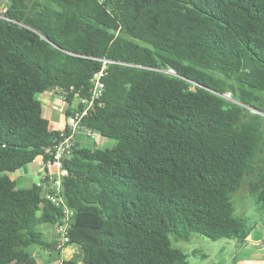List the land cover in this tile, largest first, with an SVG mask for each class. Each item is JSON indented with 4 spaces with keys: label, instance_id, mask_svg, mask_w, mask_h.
<instances>
[{
    "label": "trees",
    "instance_id": "obj_1",
    "mask_svg": "<svg viewBox=\"0 0 264 264\" xmlns=\"http://www.w3.org/2000/svg\"><path fill=\"white\" fill-rule=\"evenodd\" d=\"M0 264H37V229L63 215L9 176L60 141L37 94L87 98L96 58L117 61L79 130L62 194L71 258L58 264H190L193 233L243 240V188L264 207V0H0ZM173 70L168 73L165 70ZM226 94L229 96L227 97ZM65 132H68L65 129ZM57 255H59V251Z\"/></svg>",
    "mask_w": 264,
    "mask_h": 264
},
{
    "label": "built area",
    "instance_id": "obj_2",
    "mask_svg": "<svg viewBox=\"0 0 264 264\" xmlns=\"http://www.w3.org/2000/svg\"><path fill=\"white\" fill-rule=\"evenodd\" d=\"M0 11H4L1 7ZM100 61V68L91 78V92L87 98H81L78 95L77 103L72 106L73 110L67 114L68 102L64 93H59L60 103L52 105L55 111L63 112L66 115L65 122L59 130L61 139L51 147L45 149L46 157L33 160L37 161L41 168V175L35 182L42 190V197L49 201L54 206L58 207L62 212L60 219L54 224L55 227V250H64L65 248L75 250L74 246L69 243L68 229L70 227L72 210L67 206L62 194V182L68 171L64 168V160L67 159L73 149L76 134L80 131L79 124L83 117H85L89 110L93 108L94 104L101 98L104 82L103 77L107 73V67L110 64H117L119 62L110 60L105 57L96 58ZM168 73H174L173 70H165ZM228 97L229 95L226 94ZM67 129L68 132H65ZM86 136L93 137V133L84 128Z\"/></svg>",
    "mask_w": 264,
    "mask_h": 264
},
{
    "label": "crops",
    "instance_id": "obj_3",
    "mask_svg": "<svg viewBox=\"0 0 264 264\" xmlns=\"http://www.w3.org/2000/svg\"><path fill=\"white\" fill-rule=\"evenodd\" d=\"M57 97L59 99V93L57 91H52L42 100H44L43 102L47 107L46 118L49 121V128L59 131L65 122L66 115L63 112L61 113L52 109V105L57 104L55 103L57 101ZM39 100L42 101L41 98ZM76 103L77 98L75 97L72 101V106ZM88 137L91 136H86L85 133L80 130L76 134L75 140L82 145L88 146ZM94 146H96L95 141L92 142V147ZM28 164L15 171L16 176L12 179L15 181L16 186L17 184H22L25 185L24 188H29L41 175V168L38 166L37 161L30 162V164H32L30 167ZM243 199H241L240 202V206L242 207L240 214H244L247 210V205L243 203ZM248 214L249 215H246L249 218L250 226L248 235L243 240L224 239L220 248V250H225L230 246L233 250H235L231 255L230 264H264V207H253L252 211H249ZM54 239L52 242H54ZM69 250L73 254L74 251L72 249ZM44 251L47 255V261L45 264H58V262L66 256L64 253H66L68 249L65 248L60 251V256L57 255V251L54 246L51 250ZM35 254L38 256L40 255L38 252Z\"/></svg>",
    "mask_w": 264,
    "mask_h": 264
},
{
    "label": "rangeland",
    "instance_id": "obj_4",
    "mask_svg": "<svg viewBox=\"0 0 264 264\" xmlns=\"http://www.w3.org/2000/svg\"><path fill=\"white\" fill-rule=\"evenodd\" d=\"M52 91H44L42 93L37 94V97L41 100L48 96ZM41 101V107H42V114L46 117L47 107L46 104ZM54 103V102H53ZM57 104L60 103V98L55 102ZM50 105V104H49ZM83 131V130H82ZM84 132V131H83ZM93 137H88L87 145L88 147H92V142L95 141L96 147L98 148H109L116 144V140L109 137H104L98 134H93ZM28 166H32V164H28ZM11 178H14L16 176V172H12L9 174ZM18 188H24L25 185L17 184ZM239 200H238V199ZM244 198V199H243ZM234 201V208L235 213H240L242 210V207L240 206L241 199H243V203L247 205V210L244 213L245 215H249V211H252L253 207H256L257 205L254 203L252 197L248 194V192L243 188H240L233 196ZM245 206V205H244ZM37 229L40 230L43 234L42 239L45 242H52L55 237V227L53 223L47 222V223H41L37 226ZM224 242V239L213 241L207 237H204L202 235L193 233L191 235V239L188 242L179 241L174 242L173 245L179 247L187 254V259L190 264H230L231 255L234 253L235 250L232 249V247H228L225 250H220L222 244ZM29 251L32 253L34 258L37 261V264H45L47 261V255L44 249L41 248L40 245H32L29 248ZM59 250V256H60ZM38 252L40 255H36L35 253ZM66 256H64L63 259H68L72 257V252L69 250L66 253H64Z\"/></svg>",
    "mask_w": 264,
    "mask_h": 264
},
{
    "label": "water",
    "instance_id": "obj_5",
    "mask_svg": "<svg viewBox=\"0 0 264 264\" xmlns=\"http://www.w3.org/2000/svg\"><path fill=\"white\" fill-rule=\"evenodd\" d=\"M72 245H74V244H72Z\"/></svg>",
    "mask_w": 264,
    "mask_h": 264
}]
</instances>
